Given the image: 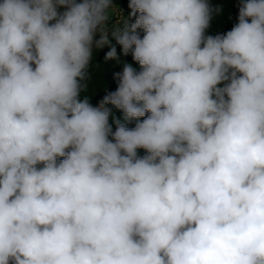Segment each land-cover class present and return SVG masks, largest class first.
<instances>
[{
  "label": "clouds",
  "instance_id": "9594fccd",
  "mask_svg": "<svg viewBox=\"0 0 264 264\" xmlns=\"http://www.w3.org/2000/svg\"><path fill=\"white\" fill-rule=\"evenodd\" d=\"M114 6L0 0V264H264V0Z\"/></svg>",
  "mask_w": 264,
  "mask_h": 264
},
{
  "label": "trees",
  "instance_id": "16d2710c",
  "mask_svg": "<svg viewBox=\"0 0 264 264\" xmlns=\"http://www.w3.org/2000/svg\"><path fill=\"white\" fill-rule=\"evenodd\" d=\"M118 5H128L129 0H113ZM213 7L220 6L222 11L219 15H214L211 29V34L217 32H226L232 28L237 22V14L239 7V0H211ZM112 44H115L113 42ZM117 47V54L120 57L119 61L110 60L105 62V53L109 50L107 46L103 49L94 50L93 61L90 65L89 72L91 79L88 82V95L91 97V102L96 105L109 91H114L117 87L118 81L115 79V74L122 72L123 63H131L133 67L139 71L140 66L133 61L131 53L123 56L119 45ZM109 107H112L109 105ZM113 114L123 121V113L113 107ZM134 126L130 123L129 127ZM140 154H144V150H139Z\"/></svg>",
  "mask_w": 264,
  "mask_h": 264
},
{
  "label": "rangeland",
  "instance_id": "374dc122",
  "mask_svg": "<svg viewBox=\"0 0 264 264\" xmlns=\"http://www.w3.org/2000/svg\"><path fill=\"white\" fill-rule=\"evenodd\" d=\"M130 11L131 10L129 9L128 5L115 4L114 8L112 10H110L109 27H112L116 24H120L126 19L129 21V23L133 22L134 17L133 18L129 17ZM141 34H142V32H141ZM110 39H111V37H110ZM113 42H115V40H112V43ZM85 94L88 95V91Z\"/></svg>",
  "mask_w": 264,
  "mask_h": 264
}]
</instances>
